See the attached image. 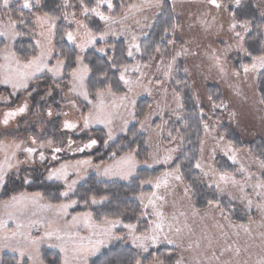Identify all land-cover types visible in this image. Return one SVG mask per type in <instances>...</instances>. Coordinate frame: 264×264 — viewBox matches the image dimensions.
Instances as JSON below:
<instances>
[{"label":"snow or ice","instance_id":"snow-or-ice-1","mask_svg":"<svg viewBox=\"0 0 264 264\" xmlns=\"http://www.w3.org/2000/svg\"><path fill=\"white\" fill-rule=\"evenodd\" d=\"M241 2L130 0L125 4L123 0H60L55 9H49L47 0H0V13L4 14L0 17V90L7 93L0 95V104L6 109L0 113V264H92V258L113 242L130 244L137 250L132 264H143L140 257L151 255L150 250L161 244L171 246L167 264H172V253L177 250L179 259L175 264H264V153L248 166L238 161L233 141L226 134H218L223 125L217 113L227 110L228 104L212 95L207 97V111L198 94L189 96L193 101L191 111L198 117V127L216 142L213 158L219 148L239 167L229 172L206 164L204 141H199L200 155L189 154L182 147L185 137L181 133L189 127L184 114L185 89L196 84L200 68L195 62L191 68H181L182 58L195 61L202 48L205 55L210 50L213 67L226 77L229 73L222 55L226 57L235 49L247 62L241 61L234 68L233 77L243 75L247 81L249 74H255L256 79L264 76V47L256 50L249 44L254 36L264 42V0L254 5L261 9L259 23L238 17ZM117 8L121 9L119 15ZM152 8L158 10L156 17L165 19L156 46L149 50L140 41L151 33L141 28L138 36L132 22L139 24L136 16ZM182 16L185 23L181 22ZM155 26V19L146 25L149 29ZM185 34L194 35L184 39ZM24 35L31 38L28 50L16 47ZM217 42L226 45L223 54L211 48V43ZM181 71L184 76L178 77ZM153 86L163 96L164 106L157 101L155 109L149 105L147 112H138L137 89L152 95ZM37 95L41 106H30L28 101ZM21 97L26 98L21 101ZM15 101L21 102L12 107ZM259 104L264 105V91ZM72 113L78 118L72 119ZM29 116L35 118L25 120L32 134L22 138L18 118ZM173 116L182 128L168 127ZM230 116L237 120L238 113L232 111ZM156 119L161 123L157 124ZM54 120L59 121L60 136L67 139L43 134ZM13 122L16 128L10 130ZM136 124L139 128L132 131ZM35 125L41 126L39 131ZM94 125L106 130L102 137L88 135ZM146 132L175 146L166 149L163 156L158 145L150 151L153 137L141 141ZM69 133H83L87 140L77 144ZM120 140L123 143H118ZM101 143L108 151L96 163L92 156L77 160L75 165L60 162L62 154L87 153ZM142 153L143 166L162 165L164 171L154 179L139 180L141 189L147 185L152 191H141L135 197L141 205L137 215L127 219L124 212L94 215L97 209L92 206L112 203L108 195L71 198L78 181L69 182L70 167L77 176L82 168L92 167L98 176L129 181L137 179ZM37 164L43 168L39 176L34 175ZM186 175L192 176L187 184ZM38 179L41 183H60L63 190L51 197L41 191L29 192ZM197 183L215 193L206 200L207 210L203 213L192 202ZM10 184L16 187L9 188ZM181 186L178 202L175 189ZM229 188L239 195L229 192ZM226 193L229 205L238 199L248 214L253 210L259 213V221L233 224L230 216L235 208L222 206ZM81 205L92 210L72 214ZM208 219L212 221L210 227L203 223ZM197 220L202 225L199 233L194 227ZM257 239L259 244L255 243ZM44 248L54 250L51 259L44 255ZM9 254L11 259L6 261L4 257ZM153 264H165V260L155 257Z\"/></svg>","mask_w":264,"mask_h":264},{"label":"trees","instance_id":"trees-1","mask_svg":"<svg viewBox=\"0 0 264 264\" xmlns=\"http://www.w3.org/2000/svg\"><path fill=\"white\" fill-rule=\"evenodd\" d=\"M119 1V0H118ZM127 0H123L125 3ZM48 2V8L49 9H55L56 4L60 2V0H47ZM114 2H117V0H114ZM259 0H242L241 6L239 9H237V15L239 18H250L253 19L254 22L259 23L261 21L260 17V11L261 9L259 7H254V5L258 4ZM10 15H16L17 13L11 12ZM59 14V13H57ZM4 14L0 13V17H2ZM165 17L160 16L155 18V28L150 29L149 32L151 33L147 38L141 41L142 47H148L149 50H151L152 47L156 46L158 40H159V34L161 32V24H163ZM30 36L24 35L21 36L17 43L16 47L18 49L28 50L29 44H30ZM249 44L252 45V47L256 50H259L261 47H264V42H258L257 37H253L249 40ZM119 47H124V44L121 43ZM91 55V52L89 53ZM241 61L247 62L244 57L241 56V54H236L231 59V70L233 71L236 66L239 65ZM99 63V61H97ZM180 67L183 68V64L179 63ZM178 77H183L184 73L181 71L177 73ZM190 84V83H189ZM207 97L208 95H212L214 98L216 96L220 97V100H222V91L218 86L214 85H207L205 88ZM261 91H264V76L260 77L259 79H256V92L258 94V99H260V93ZM186 93V112L184 113L188 118V125L189 127L187 130L183 131L181 135L185 137V143L182 146L184 150H186L189 154L195 153L197 155H200V142L201 136H202V128L198 127V117L191 111L193 101L191 99H188L189 96L192 95L191 88L185 89ZM38 97L35 96L34 99H31V106L35 105L36 107L41 106V101H38ZM219 102V101H217ZM49 103H51L49 101ZM264 106V105H263ZM43 107H47V104H44ZM145 106H142L141 103L137 106V111H143ZM142 118V117H141ZM25 120H35L34 117H25L19 119V136L20 137H27V131L23 129V125L25 124ZM132 127V126H131ZM138 127V124L135 128H132V131H136ZM171 127V125H170ZM180 127L182 128L183 125L180 123H177L176 125H173L172 128ZM197 132H199V138L197 137ZM219 134L223 135L226 134L228 139H231L233 141V146L238 149V151H246V153L253 159H256L257 156H259L261 153H264V141L262 139H256L252 142L243 141L241 136L235 132L232 128H229L226 125H223L221 128L218 129ZM175 134V133H174ZM88 135L99 138L104 135V131L102 129H92L88 132ZM73 136V139L76 141L84 142L87 140V136H85L83 133H81L79 136ZM145 140L144 135H141V141ZM191 141V143H188L187 141ZM227 143V140H225ZM118 143H123V140L118 141ZM108 150H106L103 147V144L97 146L92 152L85 153L80 155L79 157H88L92 156L94 162H98V157L101 154H105ZM144 153L141 154L140 160L143 161L144 159ZM77 158V157H74ZM105 159H107V156L105 155ZM214 167L218 171H229L232 172L236 168L234 165H231L230 163L226 162L224 159H217L214 162ZM37 168V172L34 173V175L39 176V173L42 172L40 168ZM187 172V169H185ZM161 172V169H139L137 170V179L129 180V182L122 183V182H106L103 180H99L94 175L88 176L84 181H82L75 190V193L72 195V199H80V198H87L92 195H108L112 203L111 204H105L102 206H92L93 208L97 209V212H94V215L97 214H114L117 212H124L127 217H132L134 215H137L141 209V206L138 202V200L135 199L137 195L141 191H144L145 193L149 192V188L144 187L141 189L139 187V180L140 179H154L156 176H158ZM190 180H192L191 175H186L185 182L189 183ZM16 187L12 184L9 185V188ZM19 190V189H18ZM63 190V186L60 183H41L38 179L35 184H33L30 188H28V191H41L44 192L46 197H51L53 195H58L59 191ZM195 190H198L197 184L195 186ZM195 200L194 204L198 207H203L206 200L202 197H200L198 194L195 193ZM222 206H227L228 208H231L228 204L224 203L222 201ZM92 210V208L85 207L81 205L75 211H73L72 214H74L76 211H89ZM72 211V210H70ZM242 213L235 208L234 213L230 216L231 219L234 221H237L238 223L244 222L245 218ZM132 222H135L133 220ZM142 227H144L142 225ZM151 255L146 254L141 256L140 258L143 261V264H152L155 257H159L160 259L165 260V264H167V258L170 252V248H159L155 250H150ZM44 255L47 259L52 258V253L54 250L44 248L43 250ZM175 253H172V261L175 259ZM137 255V250L132 248V246L125 244L123 242H113L109 247H106L101 250V252L92 258V264H122V262H127V264H132L133 259ZM146 257V258H145ZM4 259L6 261H10L11 254L8 256H5Z\"/></svg>","mask_w":264,"mask_h":264},{"label":"rangeland","instance_id":"rangeland-1","mask_svg":"<svg viewBox=\"0 0 264 264\" xmlns=\"http://www.w3.org/2000/svg\"><path fill=\"white\" fill-rule=\"evenodd\" d=\"M118 2L119 1L117 0V3ZM129 2H130V0L125 1V4H127ZM177 10L179 11L180 9L178 8ZM192 10H195V8L193 7ZM120 11H121V9L117 8L116 14L119 15ZM157 11H158L157 9L152 8V9H148V10H146V11H144V12H142L136 16V20L140 21V23L139 24H135L134 22H132V23L134 25V28H135L138 36L140 35V29L141 28H143L144 32H149L150 29L147 28L146 25L153 23V20L156 18L155 14ZM4 22L6 23L7 21L5 20ZM181 22L182 23L186 22L184 16L181 17ZM225 26H226V22H225ZM190 35H194V34H185V36L183 38L188 39ZM195 35H199V33H197ZM224 38L227 39V36L225 35ZM144 39L145 38L142 37L141 41ZM213 40H215V37H213ZM204 43L208 44L209 42L205 41ZM229 43H232V41H229ZM176 47L179 48L180 44L178 43L176 45ZM211 48H217L220 50V53H218V54H223L225 52L226 45L219 44L218 42L217 43H211ZM236 54H238V52L235 49H233L232 51L227 53L226 57H224L222 55V61L225 64L226 68L228 69V73H229L228 76H226V77L221 76V74L218 72V70L215 67H213L215 62L212 59H210L212 53L210 50H208L207 55H205V49L204 48L201 49V55H200V57L196 58L195 61H193L192 58H182L179 61V63H182L183 67L188 66L189 68H191L193 62L200 65L199 72L195 78L196 84L192 85V79L191 78H189V83H190V85H192V87H191L192 95L193 94L199 95L200 100L203 102L206 111L210 107V103L207 100V94H206L205 88L207 85L218 86L222 91V101L228 104L227 110H224V111L217 113L220 120L222 121V125H226L229 128H232L235 132H237L241 136L243 141L252 142L253 140H256V139H262L264 141V106L259 104L258 94L256 92V77H255V74H249V78L247 79V81H245L243 75L239 79H237L231 75L232 70H231V63L230 62H231V59ZM170 57H171V53L169 54V58ZM169 87H171V85H169ZM137 93H138V95L136 96L137 106L139 103H141L142 106H145L144 107L145 112H147L149 110V107H148L149 105H151L152 108L155 109L157 101H160L161 107L164 106V98L154 86H153L152 95H147L142 89H137ZM0 95H7V93L0 90ZM25 98L26 97H21V101ZM168 99L170 102L171 98L169 97ZM39 100H40V97H38V101ZM21 101H15L11 106L15 107L16 104L20 103ZM28 102L31 106V99ZM137 106H136V110H137ZM53 107L55 110L54 105H53ZM4 110H6L5 107L2 104H0V113H2ZM65 111H67V109H65ZM232 111H235L238 113V117H237V120L239 121L238 123H237V120L232 119V117L230 116V112H232ZM71 118L77 119L78 118L77 114L72 113ZM19 119H21V118H18V120ZM61 119H63V118H61ZM165 119H168V117H165ZM132 123H135V122L133 121ZM156 123L157 124L161 123V120L156 119ZM177 123L178 122H176L175 116H173L171 118V122L169 123L168 127L172 128V126L176 125ZM58 124H59V121L54 120V122L52 124L46 125V131L43 134L49 138H52L53 136H55V137H58L59 139H67L66 136H60V131L57 127ZM170 125H171V127H170ZM131 126L132 125L130 124L129 127H131ZM40 127H41L40 125H35V128L37 131L40 130ZM15 128H16V122H13L10 126V130L15 129ZM138 128H139V125H138L137 129ZM23 129L25 131L28 130L27 136L32 134L31 130L27 128L26 124L23 125ZM92 129H102L103 131H106L103 129L102 125H94ZM167 131H168V129L166 128L165 132H164L165 136L167 135ZM218 134H219V132H218ZM68 135L72 136L73 134L69 133ZM143 135L145 137V140H148L150 137H153L152 147L149 150L150 151L154 150L155 147L158 145L159 146V152H160L161 156H163L165 154L166 149L175 146L173 144H169L167 142V140L155 138L154 134L151 132L143 133ZM201 141H204V143H203V148H204L203 156H204V161L206 164H211L214 167L215 160L224 159L226 162L230 163L231 165H234L235 168L239 167V164H233L231 161H229L227 159V157H225L223 155V152L219 148L216 149L215 157L213 158L212 150H213V148L216 147V142L210 136H206L203 133V130H202ZM76 142H77V144L82 143L80 141H76ZM84 142H86V141H84ZM176 143L178 144L179 140ZM223 143L227 144L225 141ZM200 147H201V144H200ZM94 149H92L90 152H92ZM90 152H87V153H90ZM82 154H85V153H77L75 155H72L71 153L62 154L60 162L61 163H68L70 165H75L77 160H82V159L88 158V157H79ZM2 155L3 154L0 153V159H2ZM176 155H179V153H176ZM74 157H77V158H74ZM237 159L240 163H243L245 166L254 164L256 162V159L251 158L246 153V151H242V150L237 152ZM94 163H96V162H94ZM57 166H59V165L57 164ZM36 167L40 168L41 171L43 172V168L39 164H37ZM142 168H145V169H161V172L164 171V167L162 165H154L153 167L148 168V167L143 166V161H141V166L138 168V170L142 169ZM253 171H258V169L253 167ZM74 172H75V170L70 167L69 168V173H70L69 182H71V180H73V179L77 180L78 183H77L76 187L90 175H94V176H96L97 179L103 180L106 182H122V183L129 182V181H123V180H119V179H113V178L98 176L96 174L95 169L92 167H89L86 169L82 168L80 170L79 176L74 174ZM161 172H160V174H161ZM184 183L187 184V182H185V181H184ZM144 187L149 188V192H147V193H150L152 191V188H150L149 186L145 185ZM197 187H198V190L197 191L195 190V193L198 194L200 197L204 198L205 200H207V199L211 198L213 195H215V193H212L210 190L206 189L205 187H203V185H201L199 183H197ZM228 191L232 192L234 195H237V196L239 195L238 193L235 192V190H233L231 188H229ZM175 195H176V199L179 202L180 198L182 197V186L177 187L175 189ZM172 199H173V197L170 195L169 201H171ZM194 200H195V196H193V198H192L193 203H194ZM223 202L228 204L227 193L223 196ZM229 206H231V208L232 207L236 208L237 210H239L242 213V215L244 216L243 218H245V221L243 223H249L250 221H256V222L259 221V213L255 212V210H253V212L251 214H248L245 210L244 205L238 199L234 200L233 203ZM198 209L200 210L201 213H203L207 210L205 207V204L203 207H198ZM168 210L171 211V209H168ZM231 221L233 224H240V222L238 223L237 221H234L233 219H231ZM203 223L210 227L212 224V221L210 219H208V220L204 221ZM201 226H202L201 222L199 220H197L196 224H194V227L196 228L197 233H199ZM240 242H241V244L244 243L243 234H242V238H241ZM255 243L259 244L260 241L257 239L255 241ZM128 245H130V244H128ZM159 248H170L171 249V246L167 245V244H161L156 249H159ZM152 250H155V249H152ZM253 251L254 252L258 251V249L253 248ZM146 254L147 253H145L143 255H146ZM185 255H187V254H185ZM176 259H179V250L176 251L175 259H173L172 264H175Z\"/></svg>","mask_w":264,"mask_h":264},{"label":"crops","instance_id":"crops-1","mask_svg":"<svg viewBox=\"0 0 264 264\" xmlns=\"http://www.w3.org/2000/svg\"><path fill=\"white\" fill-rule=\"evenodd\" d=\"M246 156V155H245Z\"/></svg>","mask_w":264,"mask_h":264}]
</instances>
